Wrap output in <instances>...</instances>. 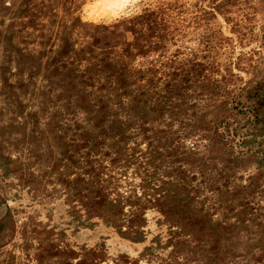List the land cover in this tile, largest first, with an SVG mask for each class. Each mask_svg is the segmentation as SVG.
<instances>
[{
  "label": "rangeland",
  "instance_id": "obj_1",
  "mask_svg": "<svg viewBox=\"0 0 264 264\" xmlns=\"http://www.w3.org/2000/svg\"><path fill=\"white\" fill-rule=\"evenodd\" d=\"M0 264H264V0H0Z\"/></svg>",
  "mask_w": 264,
  "mask_h": 264
},
{
  "label": "snow or ice",
  "instance_id": "obj_2",
  "mask_svg": "<svg viewBox=\"0 0 264 264\" xmlns=\"http://www.w3.org/2000/svg\"><path fill=\"white\" fill-rule=\"evenodd\" d=\"M124 2H125V3H127V2H128V0H124Z\"/></svg>",
  "mask_w": 264,
  "mask_h": 264
},
{
  "label": "bare ground",
  "instance_id": "obj_3",
  "mask_svg": "<svg viewBox=\"0 0 264 264\" xmlns=\"http://www.w3.org/2000/svg\"><path fill=\"white\" fill-rule=\"evenodd\" d=\"M122 1V0H121Z\"/></svg>",
  "mask_w": 264,
  "mask_h": 264
}]
</instances>
